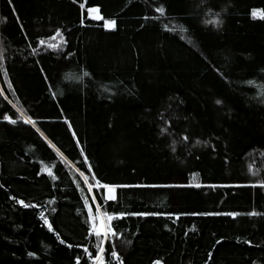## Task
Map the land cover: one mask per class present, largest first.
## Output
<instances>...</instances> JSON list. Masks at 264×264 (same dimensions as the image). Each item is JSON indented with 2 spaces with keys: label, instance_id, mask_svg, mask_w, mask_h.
<instances>
[{
  "label": "trees",
  "instance_id": "1",
  "mask_svg": "<svg viewBox=\"0 0 264 264\" xmlns=\"http://www.w3.org/2000/svg\"><path fill=\"white\" fill-rule=\"evenodd\" d=\"M261 12L264 0H0V264H92L85 196L97 226L105 211L164 213L113 221L105 264L113 242L124 264H264ZM215 13L219 27L205 23ZM57 29L59 50L39 45ZM89 164L129 187L93 202L77 171ZM192 212L239 215H166Z\"/></svg>",
  "mask_w": 264,
  "mask_h": 264
},
{
  "label": "snow or ice",
  "instance_id": "2",
  "mask_svg": "<svg viewBox=\"0 0 264 264\" xmlns=\"http://www.w3.org/2000/svg\"><path fill=\"white\" fill-rule=\"evenodd\" d=\"M9 3L12 2V0H8ZM80 7L83 9L85 7V5L82 3L80 5ZM156 12L160 13L162 16L165 14V9L163 6L157 7L156 8ZM88 13H89V18L93 19V20H103L104 21V27L107 29H115L117 26V22L115 19H105L103 16L100 15V10L98 7H93V8H89L88 9ZM94 14V15H93ZM258 14V10L253 9L252 10V16L254 18L257 17ZM220 14L219 13H215L213 15L212 18L205 20L206 24H211L214 25L216 27H219L222 24V20L219 18ZM260 19H264V12H261V14L259 15ZM145 20L148 19V17H144ZM81 23H83V20L81 21ZM165 27H167L165 25ZM59 36L61 37V44H53L51 43V41L55 40L56 37ZM48 41L46 43L45 39H40L38 41L39 45H46L47 48L50 49H55V50H59L60 47L63 46L64 43H66V40L63 39V34L60 32L59 29L56 30V36H51L48 38ZM33 52H35V49H33ZM0 70L4 71V74L7 75V71L6 69H4L3 67V56L2 54H0ZM84 76H89L90 74L85 71L83 73ZM247 83L252 84L254 83V81H248ZM0 94H2V90H0ZM55 95V93L53 94ZM262 96H264V93H261ZM5 99H7V97H5ZM9 103H11V101H9ZM217 104L222 103L220 100L216 101ZM13 107H15V105H13ZM17 111H21L20 109H17ZM21 115L23 116V112H21ZM3 119L5 121L10 122L11 124L15 125L17 123V120L12 119L11 116L8 115H4ZM25 123L31 124L33 127L36 126V121L32 120L30 117L24 120ZM69 127H71V124H69ZM38 132L40 131L38 128L36 129ZM162 132H167V128H164L161 130ZM41 135L43 136V133H41ZM73 136H76V133L73 132ZM184 140H187L188 137L185 136L183 138ZM49 143L51 144V141H49ZM80 141L77 140V145H79ZM197 143H201L200 141H197ZM53 147H55L53 145ZM173 151H175V149L173 148ZM57 152L59 155L63 156V153L59 152V149H57ZM80 154L83 156L84 155V149L81 148L80 149ZM84 163H88V158L87 156L84 157ZM77 171L80 174V177L82 178L83 183L87 186V192L88 193H92L93 189L97 190L96 194L91 195V200L93 202L96 201V196L100 195L101 200L107 202V201H116L117 200V189L118 188H124V187H129L128 185H114V184H109V183H102L101 179H99L95 172L92 171V166L89 164L88 165V169L87 171L90 173V177L88 175H85L84 172H80L79 169H77ZM48 174L49 175H53L51 168L48 169ZM56 177L53 176V179H55ZM94 181L93 182H90ZM197 187H199L200 185H196ZM255 186V185H253ZM261 186H264V183L261 184ZM0 187H3L2 185H0ZM77 187L79 188L80 185L79 183L77 184ZM137 187H157L155 185H149V186H140L138 185ZM211 187H215V185H212ZM100 190H106L104 192H101ZM82 194L84 193V189H81ZM13 199H15V197H13ZM18 204L22 205L24 208H35L38 207V205H33V204H29L26 203L23 199H19L16 201ZM51 203V201H50ZM84 206L88 209V219L89 221H91V227L89 228V235H95V237L98 240V243H96L94 245V247L97 249L95 256H93L92 252L89 251L88 247H84V253L87 254V257L89 260H91L92 264H105V248L103 247V243L104 240H106L109 236L119 239L121 234L118 233L114 227H113V221L116 220H120L125 218L126 216H140V217H145V216H150V215H164V213H159V212H147V211H142V212H125V211H113L111 213L105 211L102 213L101 215V224L99 226H97L96 224V219L97 216L94 215L93 213V208L92 206L89 204V197L85 196L84 197ZM100 205L97 204L96 205V211L100 212ZM52 211H55V209H52ZM166 215H168L169 217L176 215V218L179 219L180 215H211V216H230L235 218L236 216L239 215V213H235V212H226V213H221V212H205V213H196V212H192V213H180V214H175V213H167ZM248 215H256V213H248ZM40 218L42 220H44V223L48 226L49 231H53V227L52 224L49 223L47 217L44 215L43 212L40 213ZM56 237L57 239H59L61 244H64L65 241L63 239H60L59 233H56ZM221 241L217 240L216 243L219 244ZM127 243H131V241H127ZM248 243H251L250 241H248ZM69 248H72L73 245L68 244L67 245ZM28 256H35V253L33 252H29ZM110 256L115 259L118 264H124L122 258L120 257V255L118 254V252L116 251V247H115V243H112V250L110 252ZM209 259H211V253H209ZM75 264H81V257L77 256L76 260H75ZM154 264H161L160 260H156L154 262Z\"/></svg>",
  "mask_w": 264,
  "mask_h": 264
},
{
  "label": "rangeland",
  "instance_id": "3",
  "mask_svg": "<svg viewBox=\"0 0 264 264\" xmlns=\"http://www.w3.org/2000/svg\"><path fill=\"white\" fill-rule=\"evenodd\" d=\"M94 15V14H93ZM99 220L101 221V215H99Z\"/></svg>",
  "mask_w": 264,
  "mask_h": 264
}]
</instances>
